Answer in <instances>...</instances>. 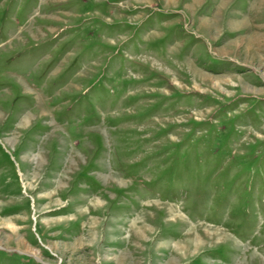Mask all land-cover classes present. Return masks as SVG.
I'll return each instance as SVG.
<instances>
[{
    "label": "rangeland",
    "instance_id": "374dc122",
    "mask_svg": "<svg viewBox=\"0 0 264 264\" xmlns=\"http://www.w3.org/2000/svg\"><path fill=\"white\" fill-rule=\"evenodd\" d=\"M0 264H264V0H0Z\"/></svg>",
    "mask_w": 264,
    "mask_h": 264
}]
</instances>
